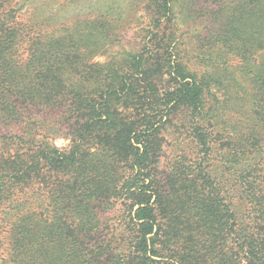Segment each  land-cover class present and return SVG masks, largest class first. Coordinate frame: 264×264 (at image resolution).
<instances>
[{
	"label": "trees",
	"instance_id": "1",
	"mask_svg": "<svg viewBox=\"0 0 264 264\" xmlns=\"http://www.w3.org/2000/svg\"><path fill=\"white\" fill-rule=\"evenodd\" d=\"M178 1L145 0L142 48L101 64L109 14L50 31L0 0V264H264V0L220 2L210 76Z\"/></svg>",
	"mask_w": 264,
	"mask_h": 264
},
{
	"label": "rangeland",
	"instance_id": "2",
	"mask_svg": "<svg viewBox=\"0 0 264 264\" xmlns=\"http://www.w3.org/2000/svg\"><path fill=\"white\" fill-rule=\"evenodd\" d=\"M221 1L180 0L174 7L179 29L178 51L180 58L185 63L190 59L192 69H197L199 73L206 72L209 76L212 74L213 67L211 64L208 66L202 64V59L211 52V44L207 42V37L210 29L214 27V21L218 19L217 13L220 11ZM21 14L28 16L27 19H23L24 21L28 19L35 21L41 16L53 20L49 21L50 31L62 29L63 26H72L73 20L77 17L94 18L99 14H109L116 22L112 27V43L93 60V62L101 64L123 59L128 53L139 51L147 39V31L151 24V13L145 0H30ZM227 59H231L230 65L234 72H237L241 57L226 54L223 62L226 63ZM226 66L228 67V65ZM218 67H222L220 61ZM210 86L212 91L218 92L220 100L229 99L223 87L213 82ZM208 102L215 104L211 98ZM237 104L234 98L225 103L230 107H235ZM171 139L170 151L172 153L179 152L177 142ZM51 143L60 150L69 149L71 146L70 140H66L60 135L54 136ZM7 250L6 242L0 249V253L5 256Z\"/></svg>",
	"mask_w": 264,
	"mask_h": 264
}]
</instances>
